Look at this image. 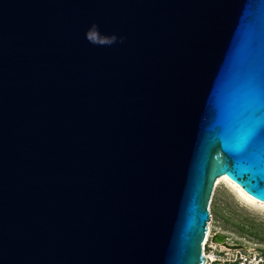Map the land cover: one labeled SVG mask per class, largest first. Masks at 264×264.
Segmentation results:
<instances>
[{
    "label": "water",
    "instance_id": "1",
    "mask_svg": "<svg viewBox=\"0 0 264 264\" xmlns=\"http://www.w3.org/2000/svg\"><path fill=\"white\" fill-rule=\"evenodd\" d=\"M222 176L264 203V0H0V264H204Z\"/></svg>",
    "mask_w": 264,
    "mask_h": 264
},
{
    "label": "rangeland",
    "instance_id": "2",
    "mask_svg": "<svg viewBox=\"0 0 264 264\" xmlns=\"http://www.w3.org/2000/svg\"><path fill=\"white\" fill-rule=\"evenodd\" d=\"M236 196L226 181L214 185L208 207L210 234L222 235L237 251L264 255V208ZM216 249L222 250L218 245Z\"/></svg>",
    "mask_w": 264,
    "mask_h": 264
},
{
    "label": "built area",
    "instance_id": "3",
    "mask_svg": "<svg viewBox=\"0 0 264 264\" xmlns=\"http://www.w3.org/2000/svg\"><path fill=\"white\" fill-rule=\"evenodd\" d=\"M207 223V227H208ZM220 247V246H218ZM217 245L211 238L202 243V254L205 258L204 264H264V255L260 253H243L236 249L217 250ZM210 254L213 255L211 259Z\"/></svg>",
    "mask_w": 264,
    "mask_h": 264
},
{
    "label": "bare ground",
    "instance_id": "4",
    "mask_svg": "<svg viewBox=\"0 0 264 264\" xmlns=\"http://www.w3.org/2000/svg\"><path fill=\"white\" fill-rule=\"evenodd\" d=\"M221 181H226L229 185H231L236 191H237V196H239V198L242 199V201L245 202H250V203H255L257 205H264V203H260L254 199H252L251 197H249L248 195H246L239 187H237L235 184H233L232 182H230L226 177L222 176L220 178H218L215 182V186L221 182ZM236 196V197H237ZM238 198V199H239ZM241 202V201H240ZM210 236L211 241L215 243V245L220 246L223 249H238L237 247L231 246L230 244L227 243L226 239L219 234H210V228H208L207 230V234L206 237L204 239V242L208 239V237ZM212 236V237H211ZM211 259L213 258V255L210 254Z\"/></svg>",
    "mask_w": 264,
    "mask_h": 264
},
{
    "label": "snow or ice",
    "instance_id": "5",
    "mask_svg": "<svg viewBox=\"0 0 264 264\" xmlns=\"http://www.w3.org/2000/svg\"><path fill=\"white\" fill-rule=\"evenodd\" d=\"M254 203V202H253ZM262 208H264V205H261Z\"/></svg>",
    "mask_w": 264,
    "mask_h": 264
}]
</instances>
